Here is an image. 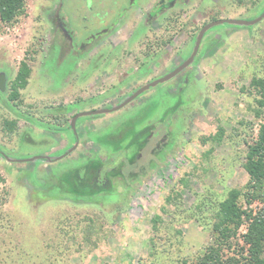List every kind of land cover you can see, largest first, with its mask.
Segmentation results:
<instances>
[{
	"label": "rangeland",
	"instance_id": "obj_1",
	"mask_svg": "<svg viewBox=\"0 0 264 264\" xmlns=\"http://www.w3.org/2000/svg\"><path fill=\"white\" fill-rule=\"evenodd\" d=\"M61 1L27 0L25 15L0 23V70L11 86L23 60L30 62L19 108L50 127L17 120L16 132L7 136L3 122L14 119L0 106V149L8 158L0 157V264H180L197 258L213 244L218 203L249 181L243 165L246 142L257 137L260 124L251 83L264 75V17L255 22L264 0H186L157 17L154 31L140 28L130 38L158 1L137 0L118 33L83 50L99 21L84 32L85 2ZM118 1L122 12L129 0ZM61 8L78 38L67 39L60 23L49 21ZM219 20L251 24L213 26L193 60L176 72L192 57L203 27ZM161 24L173 28L164 33ZM148 34L156 47L143 52ZM76 115L83 116L75 133L52 129L68 127ZM63 117L66 125H54ZM35 157L55 161L24 159ZM86 165L115 171L109 191L72 192L63 175ZM248 207L257 210L261 203ZM247 227L237 237L245 248ZM41 246L49 249L31 259L25 254Z\"/></svg>",
	"mask_w": 264,
	"mask_h": 264
},
{
	"label": "trees",
	"instance_id": "obj_2",
	"mask_svg": "<svg viewBox=\"0 0 264 264\" xmlns=\"http://www.w3.org/2000/svg\"><path fill=\"white\" fill-rule=\"evenodd\" d=\"M26 4L27 0H0V23L10 25L17 21L26 14ZM242 22L246 23L245 21ZM184 64L177 71L182 70ZM30 75V67L26 62H22L18 74L11 84L12 89L9 95L12 102L18 101V107L22 104V101H19L21 90L28 86ZM251 88L256 96L254 114L260 120V124L257 137L250 143L246 142L247 152L243 167L249 181L243 189H233L228 193L225 200L218 203L215 213L216 222L213 227V244L208 246L197 258L181 260L180 264H264V75L254 79ZM105 112H112V110L98 111L97 113L102 114ZM55 121L54 125L62 127L69 122V119L63 117ZM16 130L17 120L6 119L3 122L2 133L11 136ZM56 130L63 132L72 130L75 133L72 124L62 129L56 128ZM220 133H223L222 129ZM211 139H215V137ZM216 140H218L217 137ZM24 159H26V162H29V160L55 161V159L48 157ZM92 169L90 165L82 166L73 170V172L70 171L64 174L62 180L70 182L72 192L78 191L89 195H97L100 192L109 191L111 189L109 177L115 171L108 173V171H103L101 167L95 168L94 171ZM4 183L5 179L0 174V185ZM258 201L261 203V207L257 210L249 207V209H244L245 203L251 206L253 202ZM2 202L0 194V218L2 217ZM244 223L248 227L242 238L247 248L239 245L237 238L239 229ZM33 249L32 253L29 251L25 253L30 259L33 255L45 252V249H49V247L41 246L40 249L34 247ZM227 252L232 253L229 255Z\"/></svg>",
	"mask_w": 264,
	"mask_h": 264
},
{
	"label": "flooded vegetation",
	"instance_id": "obj_3",
	"mask_svg": "<svg viewBox=\"0 0 264 264\" xmlns=\"http://www.w3.org/2000/svg\"><path fill=\"white\" fill-rule=\"evenodd\" d=\"M81 1L85 2L84 6L86 7V9L83 6V12H85V15H83V18H82L81 21H82V24L84 26L81 25L80 29H82L84 32L86 30H90L92 27L89 26V25L93 24L94 20L99 21V26L90 30V32L93 33V34L92 35H88V36L85 37L83 43L80 46L81 50H83V48L86 45L92 44V43H94L97 40L98 41H102L104 43L106 38H108L110 36H113L114 34L118 33L117 29H118V27H120L121 23L124 21V18L127 17V15L131 11H133V8L137 6V5H135L137 0H129L128 7L124 8V10H122V12H121L118 9V2H119L118 0H111V1L101 0L102 1L101 4H99V3L96 4L97 3L96 0H81ZM185 1L186 0H158L157 3H155V4L152 3L151 7L148 8V10L146 11L145 15L142 17L143 19H142L141 23L139 22V24H137L135 26V30L131 32L132 35L130 36V38L133 37V36H134V38L137 37V33H138V30L140 28H143V32L146 31V30H147V32L149 30L150 31L151 30L154 31V23L157 20V17L162 15L166 9H172V8L176 7L177 4H182L183 3L185 5ZM61 3H62V1H61ZM62 7H63V5H62ZM148 7H149V5H148ZM61 10H62V8L59 9V11L56 14L50 15V20L49 21L51 23H53V24H54V22L55 23L57 22L58 24L60 23L58 25V27L61 29V31L64 33V35L66 36L67 39L69 38V40H70V38L73 39L74 37L78 38V36H77L78 32L76 30L73 32V30L71 28L70 29L67 28L66 25L64 24L65 23L64 21L66 20V18L64 19V18L61 17V12H62ZM119 11H120V13L118 14ZM72 23H74V22H72ZM160 27L162 28V31H164V33L167 32L168 29H172L173 28V27H170L169 24H167V25L161 24ZM53 28H54V26L51 25V29H53ZM151 36H152V38H154L153 35H149L148 34L146 36V44L143 47V50H144L143 52H146L145 48L146 49H151V51H154L156 46H155V42H153L150 45V39L149 38ZM127 44H129V41H127ZM80 49H78V52L81 51ZM137 53L138 52H137V47H136V54ZM146 57H148V55ZM23 61L26 62L29 67H31L29 61H27L25 59ZM2 74L5 77L6 84H5L4 92L3 93L0 92L1 93L0 96L4 99V102L8 103V106H6V105H4V103L2 104V101H0V106L3 108V110L6 113H8L11 118H13L15 120H22V121L26 122L24 119L19 118V116H18L19 114H20V116L24 115V116H27V117L31 118L33 121H35L37 123V125H33V126H36L38 128H42V129H48V128L50 129V127H47V126L39 123L32 116H30L27 113H24L23 111H21L20 108L17 105L18 103L15 104V102H18V101H15V102L13 101L12 102L9 99V97H5L4 93H6L7 91H11L12 88L8 84V82H9V79H8L9 74L6 71L0 70V75H2ZM17 113H19V114H17ZM74 117H72V119L70 120L69 124H72V121H73ZM26 123H28V122H26ZM28 124H31V123H28ZM52 129L57 131L55 128H52ZM68 131H72V130H67L65 132H68ZM0 157L6 159L4 151H2L1 149H0Z\"/></svg>",
	"mask_w": 264,
	"mask_h": 264
},
{
	"label": "water",
	"instance_id": "obj_4",
	"mask_svg": "<svg viewBox=\"0 0 264 264\" xmlns=\"http://www.w3.org/2000/svg\"><path fill=\"white\" fill-rule=\"evenodd\" d=\"M263 17H264V15L261 16V17H260L258 20H256L255 22L261 20ZM255 22H254V23H255ZM225 23L236 24V25H248V24H251V22H246V23H244V22H242V21H236V20H235V21H232V20H219V21H215V22H213V23H210V24L206 25L205 27H203V29H202V30L200 31V33H199V36H198V39H197V43H196V47H195V49H194V52H193V54H192V57L189 59V61H187V62L184 64V66L182 67V69H183L184 67H186V66L190 63V61H192L193 58L195 57V55H196V53H197V50H198V48H199L200 42H201V40H202L204 34L206 33V31L209 30L210 28H212V27L215 26V25L225 24ZM254 23H253V24H254ZM176 72H179V71H176ZM176 72L172 73L171 75H169V76H167V77H164V78L158 80V81L155 82V83H152L151 85L146 86L145 88L141 89V91H139L138 93L142 92L144 89L149 88L150 86H153L154 84H158V83H161V82H164V81L168 80V79H169L171 76H173ZM5 84H6L5 77H4V75L2 74V75H0V92H2V93H3L4 90H5ZM138 93L134 94L131 98H128V100H127L126 102L122 103L120 106H124V105L127 104L129 101L133 100L134 97H135ZM0 94H1V93H0ZM0 101H2V104L4 103V105L8 106V103H7V102H4V99H3L1 96H0ZM120 106H118L117 108H113V109H111V110H112V111H115V110L119 109ZM92 113H97V111H96V112H92ZM92 113H88V114H92ZM17 114H19V113H17ZM83 115H85V114H83ZM83 115H76V116L73 118V121H72V127H73L74 131H75V122H76V120H77L80 116H83ZM18 116H19V118L24 119L26 122L31 123L32 125H37V123H36L35 121H33L31 118H29V117H27V116H24V115H21V116H20V114H19Z\"/></svg>",
	"mask_w": 264,
	"mask_h": 264
}]
</instances>
